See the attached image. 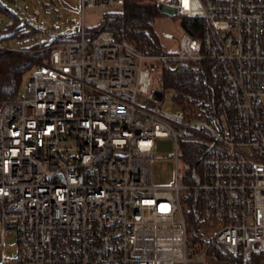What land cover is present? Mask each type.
Masks as SVG:
<instances>
[{
	"label": "built area",
	"instance_id": "obj_1",
	"mask_svg": "<svg viewBox=\"0 0 264 264\" xmlns=\"http://www.w3.org/2000/svg\"><path fill=\"white\" fill-rule=\"evenodd\" d=\"M124 1L81 0L75 37L0 46L35 61L25 93L0 99V246H17L4 260L208 264L218 250L263 251L264 0H152L166 16L201 18L173 53L137 50L103 27L88 35L87 8ZM160 59L204 63L216 89L198 98L154 84ZM160 136L175 140L173 184L152 182ZM193 140L204 147L195 163L184 149Z\"/></svg>",
	"mask_w": 264,
	"mask_h": 264
},
{
	"label": "rangeland",
	"instance_id": "obj_2",
	"mask_svg": "<svg viewBox=\"0 0 264 264\" xmlns=\"http://www.w3.org/2000/svg\"><path fill=\"white\" fill-rule=\"evenodd\" d=\"M120 10L117 6L109 10ZM103 11L94 8L85 10L87 26L97 27L104 15ZM82 21L81 0H0V46L11 47L18 45H34L43 41L53 40L57 35L67 34L79 29ZM17 26L20 31L11 35L12 26ZM154 31L158 35L161 48L164 52H177L179 39L184 31L181 26V17H169L160 14L154 21ZM153 71V83H162L160 75L163 71L165 60L156 62ZM30 71L24 73L19 94L25 93ZM157 148L151 164L152 182L157 185L173 184L176 180L175 140L172 136L156 138ZM178 167L181 170L179 181L190 183L191 178L186 175L188 162L179 158ZM202 237L212 236L214 227L203 228ZM204 242V239L201 240ZM17 246L15 237H8L7 243L0 246V264H18L16 261L3 262L5 253L16 255ZM177 264H182L177 262ZM208 264H235L233 259H215L210 257Z\"/></svg>",
	"mask_w": 264,
	"mask_h": 264
},
{
	"label": "trees",
	"instance_id": "obj_3",
	"mask_svg": "<svg viewBox=\"0 0 264 264\" xmlns=\"http://www.w3.org/2000/svg\"><path fill=\"white\" fill-rule=\"evenodd\" d=\"M160 14L161 12L152 0H125L122 9L105 11L99 26H87V32L89 36H94L101 27L112 29L118 39L132 45L137 50L165 53L162 51L160 39L154 31V21ZM200 23V17L189 15L181 17L182 28L195 35L199 34ZM10 30H12L11 35H15L20 31V28L14 25ZM147 31L151 32L152 36ZM77 33L78 30L57 35L50 41L75 37ZM46 43L47 41H43L34 44V46ZM166 61L160 75V80L165 86H171L183 92H190L198 98L210 96L213 90L216 89L215 86L206 82L209 72L204 63H201L198 67H191L189 64L180 63L174 59ZM34 62L33 59L19 53L4 52L0 54V99L19 94L23 75L34 65ZM169 63H173L177 67L173 69L169 67ZM156 66L157 63L155 64ZM184 103L185 105L187 104L186 102ZM184 149L188 159L193 163L204 152V147L196 140L185 142ZM193 200L194 196L190 199L191 216L194 213ZM218 253L222 259L230 258L221 250H218ZM231 259H233L235 264H264V250L252 252L247 259L242 254H237Z\"/></svg>",
	"mask_w": 264,
	"mask_h": 264
},
{
	"label": "crops",
	"instance_id": "obj_4",
	"mask_svg": "<svg viewBox=\"0 0 264 264\" xmlns=\"http://www.w3.org/2000/svg\"><path fill=\"white\" fill-rule=\"evenodd\" d=\"M2 261H3V262H11V261H16V259L13 258V259H11V260H4V257H3ZM16 262H17V261H16Z\"/></svg>",
	"mask_w": 264,
	"mask_h": 264
},
{
	"label": "water",
	"instance_id": "obj_5",
	"mask_svg": "<svg viewBox=\"0 0 264 264\" xmlns=\"http://www.w3.org/2000/svg\"><path fill=\"white\" fill-rule=\"evenodd\" d=\"M197 202H198V198L195 199V204H194L195 206L197 205Z\"/></svg>",
	"mask_w": 264,
	"mask_h": 264
}]
</instances>
